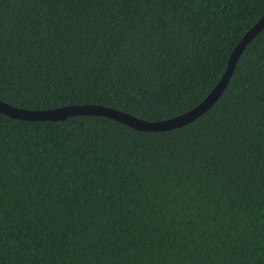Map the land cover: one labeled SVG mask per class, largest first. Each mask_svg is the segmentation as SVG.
Listing matches in <instances>:
<instances>
[{"label": "trees", "instance_id": "obj_1", "mask_svg": "<svg viewBox=\"0 0 264 264\" xmlns=\"http://www.w3.org/2000/svg\"><path fill=\"white\" fill-rule=\"evenodd\" d=\"M263 14L264 0H0V100L173 117ZM0 264H264V28L179 127L0 113Z\"/></svg>", "mask_w": 264, "mask_h": 264}, {"label": "water", "instance_id": "obj_2", "mask_svg": "<svg viewBox=\"0 0 264 264\" xmlns=\"http://www.w3.org/2000/svg\"><path fill=\"white\" fill-rule=\"evenodd\" d=\"M264 28V14L242 35L240 40L232 49L226 68L207 95L195 106L189 110L157 121H149L136 117L127 112L99 104H73L55 107L51 109H26L16 107L0 100V113L21 120H62L72 115H100L112 118L123 124L143 131H163L184 125L200 116L209 109L221 93L226 88L236 62L244 50L257 33Z\"/></svg>", "mask_w": 264, "mask_h": 264}]
</instances>
